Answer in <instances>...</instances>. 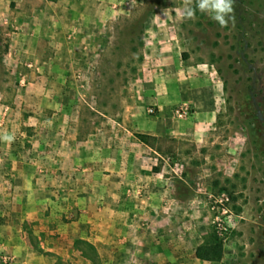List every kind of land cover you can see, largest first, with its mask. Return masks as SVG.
I'll use <instances>...</instances> for the list:
<instances>
[{"label":"rangeland","instance_id":"rangeland-1","mask_svg":"<svg viewBox=\"0 0 264 264\" xmlns=\"http://www.w3.org/2000/svg\"><path fill=\"white\" fill-rule=\"evenodd\" d=\"M63 2L0 0V180L7 192L14 191L12 164L24 161L15 158L26 157L16 147L32 146L26 136L57 131V122L49 127L41 118L59 114L70 144L89 136L105 143L106 174L130 169L123 193L138 199L128 204L140 209L138 225L162 246L163 260L177 252L178 264H264V0H234L235 21L226 28L198 10L195 20L185 19L183 0H83L95 6L88 20L59 13ZM45 9L52 33L39 47L28 44L34 57L17 60L18 36L36 37ZM175 56L190 67L184 81L198 82L199 105L176 104L162 116L148 102L165 60ZM48 63L49 80L31 74ZM209 77L220 86L212 103ZM47 100L54 104L48 109ZM182 107L184 118L176 113ZM145 119L159 132L135 130ZM209 235L222 245L220 260L197 257Z\"/></svg>","mask_w":264,"mask_h":264},{"label":"crops","instance_id":"crops-1","mask_svg":"<svg viewBox=\"0 0 264 264\" xmlns=\"http://www.w3.org/2000/svg\"><path fill=\"white\" fill-rule=\"evenodd\" d=\"M82 1L63 2L57 11H67L74 19L82 16L88 20L95 6ZM41 11L40 33L37 30L36 37L18 36L16 40L19 48L15 56L17 60L34 57L36 54L30 52L33 48L28 44L39 47L52 33L49 10ZM35 19L33 16L30 26H34ZM174 58V63L165 60L162 66L164 79L160 81L159 77L154 82L153 96L148 102L162 116L176 104L197 102L199 105L196 101L199 98L198 82L186 83L181 72L190 67L183 66L180 56ZM31 74H42L39 78L47 81L55 72L48 63ZM208 81L206 91L212 103V90L220 86L210 77ZM50 87L49 84L48 89L43 90L50 91ZM48 104L54 105L47 100V109L50 107ZM41 119L49 127L57 122V131L45 130L39 139L26 136L32 146L16 147V154L24 152L26 157L17 156L15 159L24 161L11 166V171H14L12 193L7 192L6 184L0 180V264H5L2 262L4 258H11L14 264H178L177 252L173 258L163 260L162 246L155 242L154 235L140 229L136 217L140 209L128 204L138 203V199L134 197L136 200L132 201L123 193L130 184V176L126 174L130 169L119 166L117 175L109 176L105 173L109 170V157L107 162L102 158L103 153L109 156V149L106 145L103 147L105 143L97 144L89 136L90 139L75 140L70 144L59 127L64 123L63 117L54 114L51 121L47 111ZM154 124L145 119L136 123L134 128L158 133ZM191 132L193 126L190 127ZM20 135L25 136V133ZM138 182L135 181L136 184ZM151 199L149 196L145 201L150 202ZM166 247L165 251L169 252Z\"/></svg>","mask_w":264,"mask_h":264},{"label":"clouds","instance_id":"clouds-1","mask_svg":"<svg viewBox=\"0 0 264 264\" xmlns=\"http://www.w3.org/2000/svg\"><path fill=\"white\" fill-rule=\"evenodd\" d=\"M183 3L184 17L187 20H195L198 10L207 14L221 28L228 27L229 23L234 24V0H196L195 7H193V0H183ZM13 138L11 135L3 137L6 141H11Z\"/></svg>","mask_w":264,"mask_h":264},{"label":"trees","instance_id":"trees-1","mask_svg":"<svg viewBox=\"0 0 264 264\" xmlns=\"http://www.w3.org/2000/svg\"><path fill=\"white\" fill-rule=\"evenodd\" d=\"M215 241L216 244L212 245L211 241ZM223 256V248L219 239L215 235H209L203 245L197 249V257L203 261H217Z\"/></svg>","mask_w":264,"mask_h":264},{"label":"built area","instance_id":"built-area-1","mask_svg":"<svg viewBox=\"0 0 264 264\" xmlns=\"http://www.w3.org/2000/svg\"><path fill=\"white\" fill-rule=\"evenodd\" d=\"M149 113H151V114H155L156 113V110L154 109V108H151L150 110H149ZM176 113H177V115L180 117V118H184L185 116H186V114L188 113V110L186 109V108H180V109H178L177 111H176ZM6 261L7 262H11L12 261V259L11 258H6Z\"/></svg>","mask_w":264,"mask_h":264}]
</instances>
